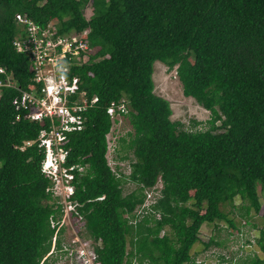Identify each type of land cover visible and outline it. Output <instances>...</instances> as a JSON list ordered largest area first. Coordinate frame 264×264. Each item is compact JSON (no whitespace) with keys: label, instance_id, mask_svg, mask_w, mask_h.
<instances>
[{"label":"trees","instance_id":"16d2710c","mask_svg":"<svg viewBox=\"0 0 264 264\" xmlns=\"http://www.w3.org/2000/svg\"><path fill=\"white\" fill-rule=\"evenodd\" d=\"M17 12L42 25L51 20L60 32L88 29L93 51L74 71L98 100L85 110V126L68 133L66 163L85 166L75 171L71 198L101 264H187L219 243L200 239L205 222L237 227L225 203L244 217L260 211L264 0H0V66L31 88L29 57L13 45ZM156 60L175 68L184 95L209 110L205 123L171 118L170 101L154 89ZM16 92L0 96V264H56L64 227L55 235L50 217L60 219L63 206L47 190L37 141L47 123L16 118ZM123 97L131 130L112 151L130 168L116 174L107 157L106 106ZM26 139L33 142L21 148ZM129 181L135 187L123 192ZM158 181L145 205L146 189ZM255 233L263 255L243 264H264V228ZM197 241L202 248L192 252Z\"/></svg>","mask_w":264,"mask_h":264},{"label":"built area","instance_id":"2783aa9c","mask_svg":"<svg viewBox=\"0 0 264 264\" xmlns=\"http://www.w3.org/2000/svg\"><path fill=\"white\" fill-rule=\"evenodd\" d=\"M15 17L19 30L13 39V45L18 51L28 55L34 86L21 87L12 73L0 66V73L3 74L0 77V96L4 89L15 88L17 92L12 96L11 103L17 110L16 118L24 113L31 120L47 123L38 134L37 141L44 152L41 171L50 180L47 190L51 191L63 206L60 219L50 217L51 225H56V235L63 226L66 216L82 219L76 209L77 203L72 200L71 195L74 192L72 179L75 177V171H82L85 166L80 163H66L69 153L67 142L69 132L80 130L85 126V110L98 100L97 94L90 96L87 89L82 87L80 76L74 71L76 66L85 63L86 57L93 48L84 37L88 29L81 32L75 30L60 32L58 26L51 20L42 25L24 13L17 12ZM127 110V100L124 97L119 101L111 100L106 106V112L111 120L110 131L107 133V157L116 174L119 171L115 163H111L109 152L113 150L115 143L112 139L117 137L116 133L119 132L118 129ZM32 142V139L24 140L21 148ZM153 198L144 204L149 205ZM255 231L254 229L251 231L250 239L245 244L247 248H252L255 244ZM54 240L55 236L52 249L56 246ZM92 241L86 239L77 248L61 243L59 250L67 252L71 258H74L73 254L75 255L76 260L72 264H101ZM72 242H81V240L76 237ZM236 260V257L226 253L211 251L205 253L203 257H195L193 262L187 264H235ZM131 264L137 262L133 260Z\"/></svg>","mask_w":264,"mask_h":264},{"label":"rangeland","instance_id":"374dc122","mask_svg":"<svg viewBox=\"0 0 264 264\" xmlns=\"http://www.w3.org/2000/svg\"><path fill=\"white\" fill-rule=\"evenodd\" d=\"M88 7H90V4ZM153 79L155 83V92L167 97L170 101L172 107L171 118L173 120L179 119L185 126H189L195 121L205 123L206 119L209 117V110L198 104L193 97L184 95L182 91V84L176 74L175 68H168L164 62L156 60L154 62ZM196 125L200 126V124ZM128 130H131V125L128 118L125 117L118 129L119 132L116 133L117 137L112 139L113 143H117L118 137L126 134ZM109 158L111 163H115L118 171L121 170L125 173L129 172L130 167L128 159L120 160L116 158V153L113 151L109 152ZM160 186L161 182L158 181L155 187L153 186L152 188L146 189V203L152 200V197H154L157 193ZM134 187L135 183L130 181L126 182L123 185V192H127ZM257 191L260 195L262 208L259 212L253 213L249 217L241 216V210L236 207L232 208L229 203H225L223 205V208L230 211L235 218L237 226L235 229L230 228L224 220H215L212 223L205 222L202 225L200 229V239L202 241H207L210 237H213L219 243H214L208 249L200 251L196 254V257H203L205 253L217 251L220 253H226L231 257H236L237 260L235 264H243L242 260L249 255H254V253L263 255V251L257 244L256 240L252 248H247V246H245L247 239H250L251 231L253 229L257 230L261 227L264 228V216L262 215L264 208V184L257 182ZM235 199L237 201L236 205H239L240 202H238V198L236 197ZM83 224V219L66 216L63 220L64 229L61 236L62 245L70 244L77 248L81 246V243L84 242V240H91L89 236L85 235ZM76 237L80 238L81 242L73 243L72 239ZM195 244L200 245L201 242L197 241L194 245ZM53 253L58 256L56 264L75 263L76 259L74 254V258H71L67 252L65 253L62 250L54 251Z\"/></svg>","mask_w":264,"mask_h":264},{"label":"crops","instance_id":"0c3cea01","mask_svg":"<svg viewBox=\"0 0 264 264\" xmlns=\"http://www.w3.org/2000/svg\"><path fill=\"white\" fill-rule=\"evenodd\" d=\"M201 248H202V244H200V245L195 244L192 248L193 249L192 252H196V251L200 250Z\"/></svg>","mask_w":264,"mask_h":264},{"label":"clouds","instance_id":"9594fccd","mask_svg":"<svg viewBox=\"0 0 264 264\" xmlns=\"http://www.w3.org/2000/svg\"><path fill=\"white\" fill-rule=\"evenodd\" d=\"M3 76V75H2ZM2 76H0V77H2Z\"/></svg>","mask_w":264,"mask_h":264}]
</instances>
